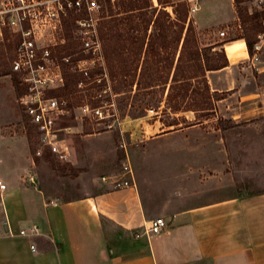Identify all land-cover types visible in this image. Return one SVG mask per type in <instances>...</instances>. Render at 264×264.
Instances as JSON below:
<instances>
[{"label":"rangeland","instance_id":"obj_1","mask_svg":"<svg viewBox=\"0 0 264 264\" xmlns=\"http://www.w3.org/2000/svg\"><path fill=\"white\" fill-rule=\"evenodd\" d=\"M102 3L99 26L112 92L98 97L105 83L97 80L103 73L101 68L93 71L95 81L85 88L78 87L80 76L69 69L68 83L59 93L69 101L70 113L58 123L72 127L58 134L69 155L60 159L44 148L34 157L30 178L34 185L26 190L29 207L35 205V195L41 196L39 190L46 196L66 199L107 187L123 177L126 163H131L137 174L155 178L158 193H185L196 204L236 193L264 191V116L235 120L219 112L220 99L204 101L200 93L204 92L202 77L183 79L195 73L191 56L194 40L205 50L203 55H212L210 44L262 31V16L252 18L249 12L251 0H200L193 14L182 3L177 9L185 10L186 19L181 22L179 13L168 18L163 14H168L166 11L150 4L130 10L131 5H147L145 0H125L120 8L104 0ZM75 17L72 14L66 20L69 39L59 53L79 50V41L72 37ZM164 20L167 24L180 22L183 29L175 24L163 31L159 24ZM189 24L195 35L189 32ZM222 30L228 34L221 36ZM8 38L0 41V76L12 74L17 89V78L11 70L16 42ZM182 47V58L177 61ZM244 54L231 61L240 60ZM186 88L189 92L180 95L187 92ZM194 89L199 92L194 94ZM101 103L114 114L112 130L104 129L97 118L82 110L84 104ZM179 105L182 111L194 112L176 117L173 112ZM174 122L182 126L205 123L189 133L168 135L159 144L146 146V138L171 128ZM24 123L34 155L38 142L25 114Z\"/></svg>","mask_w":264,"mask_h":264},{"label":"crops","instance_id":"obj_2","mask_svg":"<svg viewBox=\"0 0 264 264\" xmlns=\"http://www.w3.org/2000/svg\"><path fill=\"white\" fill-rule=\"evenodd\" d=\"M236 45L246 54L231 61L227 50ZM222 49L229 64L206 71L212 91L226 93L219 112L235 120L264 116V70L246 62L245 38L213 48ZM204 123L174 122L144 143L156 145ZM35 163L12 74L0 76V181L6 184L0 188V264H264V191L196 204L185 193H158L155 178L134 171L135 185L108 184L66 199L39 190L29 207ZM158 216L167 227L146 233L145 224ZM34 224L38 234H8V226L18 232Z\"/></svg>","mask_w":264,"mask_h":264},{"label":"built area","instance_id":"obj_3","mask_svg":"<svg viewBox=\"0 0 264 264\" xmlns=\"http://www.w3.org/2000/svg\"><path fill=\"white\" fill-rule=\"evenodd\" d=\"M114 8H120L125 0H104ZM103 0H0V41L15 39L14 59L11 63L22 92L19 102L30 126L37 138V150L33 158L40 156L44 148H48L60 159H67L69 150L63 146L58 134L70 131L71 126H58V123L70 113V104L65 96L59 93L66 86L68 71L72 69L80 76L78 87L85 88L93 79V71L101 68V78L104 87L98 93L112 92L108 83L107 60L99 26V13L103 8ZM151 8L166 11L175 17L180 4L188 5L189 14L198 11L200 0H148ZM253 3L249 12L262 14V31L253 44L252 51L246 62L257 72L264 70V0H251ZM76 15L75 28L72 37L79 41V50L74 53H59V49L67 44L69 35L66 33V20L70 15ZM226 30L220 32L226 36ZM110 81V80H109ZM102 102V101H101ZM103 103L90 106L84 104L82 110L91 113L103 124L104 129L112 130L115 121L114 114L104 109ZM33 179V176L30 177ZM104 176L103 180L107 181ZM113 186L118 188L135 185L134 170L131 163L124 165L122 178L113 180ZM0 188L6 184L0 181ZM54 203V201H51ZM168 222L163 216L151 219L145 224V232L158 233L167 227ZM39 226L21 228L15 232L8 226V234L31 235L38 234ZM1 235V232H0ZM137 236H139L137 234ZM33 249L36 246L32 245Z\"/></svg>","mask_w":264,"mask_h":264},{"label":"trees","instance_id":"obj_4","mask_svg":"<svg viewBox=\"0 0 264 264\" xmlns=\"http://www.w3.org/2000/svg\"><path fill=\"white\" fill-rule=\"evenodd\" d=\"M147 5H144L142 3H139L138 6L136 5H131V9L130 10H135V9H143L144 7H148L149 6V2L148 0H145ZM237 3H240L241 0H236ZM133 4V3H132ZM180 6V5H179ZM184 9L183 8H179L177 9V13H179V21L181 22L182 20L185 21L186 17H184ZM164 16H168V18L171 16L169 14H166V13H163ZM262 14L255 11L254 13H252L251 17L252 18H259L261 17ZM178 22V23H174V22H170V24H167V22L164 20L163 22H161L159 24V26L161 28H163V31H165V29L167 27H171L175 24L177 25H180V27L183 29V25ZM189 32L193 33L194 34V30H193V26L192 24H189V28H188ZM257 36H258V32L254 33V34H245L244 35V38L246 39V42H247V45H248V48H249V51L251 52L252 51V48H253V44L255 43V41L257 40ZM103 41V40H102ZM103 45H104V42H103ZM219 44H210L208 47H210L211 50H213V48L215 46H218ZM192 50H191V56H192V59L194 61V65H195V73L191 76H188V77H185L183 78L185 81H188L186 79H190V78H203V83H204V88L202 89V91L204 92H200L201 94H204V101L207 102V101H211L212 99H222L224 98V94H220L219 92L217 91H212L211 89V86L209 84V81H208V78L206 76V71L207 70H215V69H220V68H223L225 66H227L229 64V59L226 55V52L224 49L222 50H214V53L212 55H209L208 53L203 55L202 52H204L201 48H200V45H199V42L197 40H194L193 42V45H192ZM184 47V45H183ZM182 47L181 49V53H180V56L178 58V60H181L182 58V55H183V50L184 48ZM104 51H105V48H104ZM105 57H106V60H107V56L105 54ZM202 73V74H201ZM15 78H17L15 76ZM175 81H179L178 79L175 80ZM183 81V80H182ZM68 83V79H67V82H66V85ZM187 85V84H186ZM187 89V92L185 94H183L181 92L180 95H186L189 91H188V88ZM17 91L18 93H21L22 91V88L21 86L19 85V82L17 80ZM194 91V94L198 93L199 91L197 90H193ZM179 95V96H180ZM170 100H172V97H169ZM211 103V102H210ZM175 112L177 111H180L182 110L181 108V105H179L177 108H175ZM190 109V108H189ZM212 108L208 109V110H211Z\"/></svg>","mask_w":264,"mask_h":264},{"label":"bare ground","instance_id":"obj_5","mask_svg":"<svg viewBox=\"0 0 264 264\" xmlns=\"http://www.w3.org/2000/svg\"><path fill=\"white\" fill-rule=\"evenodd\" d=\"M228 57L231 60H235L239 55L243 54V48L239 45L229 47L227 50Z\"/></svg>","mask_w":264,"mask_h":264}]
</instances>
